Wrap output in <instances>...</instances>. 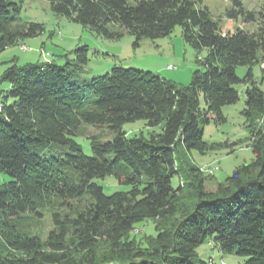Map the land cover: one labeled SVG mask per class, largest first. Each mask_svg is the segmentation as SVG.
Listing matches in <instances>:
<instances>
[{"label":"trees","instance_id":"trees-1","mask_svg":"<svg viewBox=\"0 0 264 264\" xmlns=\"http://www.w3.org/2000/svg\"><path fill=\"white\" fill-rule=\"evenodd\" d=\"M48 1L55 14L100 36L118 38L123 32L111 26H121L135 44L167 36L179 25L185 41L207 55L188 85L120 65L84 81L67 69L69 62L5 69L0 171L12 179L0 183V264H210L197 249L212 240L223 253L245 257L244 264H264V12L234 0L238 10L228 14L237 17L238 11L256 29L224 30L196 0ZM23 3L0 0V52L44 30L43 23L22 18ZM73 52L77 66L88 63L87 44ZM239 65L247 66L242 77ZM238 83L245 84L243 113L254 158L208 191L204 182L211 172L189 154L222 145L207 141L204 127L226 122L223 107L239 100ZM139 119L162 129L128 136L124 124ZM84 123L108 125L115 136H93V153L86 154L74 138ZM51 143L63 151L46 155ZM108 175L130 187L106 193L100 180ZM182 183L191 187L192 203L178 217ZM48 209L54 228L47 239L26 233L24 217ZM150 219L166 224L155 226L153 240L130 237Z\"/></svg>","mask_w":264,"mask_h":264},{"label":"rangeland","instance_id":"rangeland-1","mask_svg":"<svg viewBox=\"0 0 264 264\" xmlns=\"http://www.w3.org/2000/svg\"><path fill=\"white\" fill-rule=\"evenodd\" d=\"M20 1V0H14ZM197 4L208 6L213 18L217 20L224 30L235 27L256 29V24L246 22L237 11V17H231L228 10L236 8L238 4L234 0H196ZM238 1V0H237ZM248 10L256 13L264 12V0H239ZM22 18L28 22H40L44 24V30L35 37L25 38L20 42L10 45L0 52V91L5 92L7 82H1L5 69L17 64L23 66L32 62H45L55 60L57 63H70L67 69L72 71L77 80H90L96 75L109 71L113 66L136 67L144 70H151L173 80L181 85H188L191 82L193 71L202 67L199 63L207 55V49L197 51L182 36L181 26L177 25L167 36L150 38L143 37L135 44V37L121 26H111L113 30L122 31L123 35L118 38L100 36L89 26H85L65 15L55 14L48 0H24ZM87 44L90 48L89 61L83 67L76 65L73 50L81 45ZM237 74L244 76L247 66L239 65ZM254 73L259 80L261 77L260 66H254ZM236 87L240 90V98L233 104L223 107L226 115V122L216 124L214 122L206 125L205 139L209 142L222 144L210 149L206 153L192 150L190 158L198 166H208L213 172L208 173L204 186L208 191H216L219 183H225L226 178L231 175L234 169L243 164L251 162L254 158L252 151L250 130L246 122L243 110L246 106L245 84L238 83ZM264 90V82L261 84ZM0 92V93H1ZM2 93V94H3ZM123 129L128 136L135 134L149 135L152 131H161V126L151 127L144 119H139L124 124ZM96 136L101 141L113 139L114 130L108 125L82 124L75 140L82 145L86 154H92V137ZM63 151L60 145L51 143L45 149L46 155L57 154ZM11 176L0 171V183L11 180ZM175 184L179 179L175 178ZM106 193L115 190H126L130 185L120 183L114 175H108L100 180ZM184 190L179 196L180 210L178 217L183 210L191 205V187L182 183ZM64 210V209H63ZM181 217V216H180ZM177 218V217H175ZM167 221V225H173L176 219ZM23 229L30 235H36L45 241L54 228L51 211L44 210L40 215L30 214L24 217ZM164 223L158 220H146L135 226L130 233L133 239H139L146 243L157 236L155 226ZM198 257L209 259L210 264H244L245 257L232 253H223L216 246V243L208 241L197 249Z\"/></svg>","mask_w":264,"mask_h":264},{"label":"built area","instance_id":"built-area-1","mask_svg":"<svg viewBox=\"0 0 264 264\" xmlns=\"http://www.w3.org/2000/svg\"><path fill=\"white\" fill-rule=\"evenodd\" d=\"M201 168H203V169H205V170H210V171L212 172V169H211L210 167H208V166H203V167H201Z\"/></svg>","mask_w":264,"mask_h":264},{"label":"bare ground","instance_id":"bare-ground-1","mask_svg":"<svg viewBox=\"0 0 264 264\" xmlns=\"http://www.w3.org/2000/svg\"><path fill=\"white\" fill-rule=\"evenodd\" d=\"M207 171H210V170H207Z\"/></svg>","mask_w":264,"mask_h":264}]
</instances>
